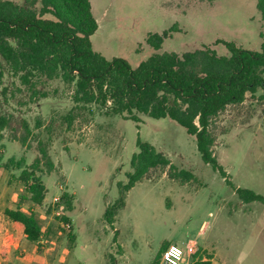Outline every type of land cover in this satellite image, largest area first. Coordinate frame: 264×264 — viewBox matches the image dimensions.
Masks as SVG:
<instances>
[{
    "label": "rangeland",
    "instance_id": "obj_1",
    "mask_svg": "<svg viewBox=\"0 0 264 264\" xmlns=\"http://www.w3.org/2000/svg\"><path fill=\"white\" fill-rule=\"evenodd\" d=\"M9 1L26 6L25 0ZM90 1L99 24L94 50L108 60L126 59L133 68L154 54L205 47L230 56L221 40L257 52L264 42L258 0ZM175 25L178 31L160 50L148 44L150 34ZM32 84L23 85L2 61L0 115L11 118V125L0 132V209L33 211L43 234L0 264H153L164 245L192 246L214 264H264V203H245L236 193L242 188L264 197L263 90L212 121L213 151L227 172L224 179L204 163L196 138L169 118L140 115L136 123L108 116L97 105L76 104L75 87L62 79L36 78ZM34 92L47 98H34ZM72 111L76 118L69 126L65 117ZM24 121L32 131L29 149L19 141L26 136ZM138 139L195 179L182 184L167 176L168 169L153 170L128 192L111 226L105 213L121 197L119 185L129 182ZM40 141L48 144L55 169L37 173L47 193L44 204L34 206L21 199L26 188L20 175L40 157ZM12 159L15 164L25 159V165L7 167Z\"/></svg>",
    "mask_w": 264,
    "mask_h": 264
},
{
    "label": "trees",
    "instance_id": "obj_2",
    "mask_svg": "<svg viewBox=\"0 0 264 264\" xmlns=\"http://www.w3.org/2000/svg\"><path fill=\"white\" fill-rule=\"evenodd\" d=\"M26 6L13 1L0 0V65L4 61L11 74L22 84L31 86L33 79H62L75 87V103L97 105L108 116H120L141 123L140 115L153 119L169 118L196 138L202 160L227 179V172L214 154L215 138L211 132L212 121L231 105L244 103L249 93L264 91V42L260 52L246 50L234 42L218 41L230 56H220L205 47L183 55L177 53L154 54L137 68L123 58L108 60L96 52L92 36L99 30L90 0H25ZM41 4L38 11L37 6ZM264 21V0L257 1ZM51 15L52 18L45 16ZM177 25L163 34H150L147 42L160 50L165 39L176 32ZM40 95L34 92V98ZM76 116L70 112L66 117L69 126ZM11 125V118L0 115V132ZM26 136L19 141L25 148L32 134L29 125L23 124ZM42 122H37V128ZM138 153L133 155V172L128 173V183L119 185L121 197L107 207L105 221L113 226L120 210L126 205V197L138 183L149 179L156 169L167 170V176L175 181L189 183L195 179L192 172L179 169L161 151L150 143L137 141ZM40 157L31 168L23 169L20 180L25 184L21 199L42 206L47 189L38 172H52L55 165L48 144L40 141ZM21 169L25 159L15 164ZM232 185V184H230ZM245 203L261 202L264 197L252 190L236 188ZM5 216L24 226L29 242L35 244L43 234V228L33 211L6 209ZM66 223L68 218H64ZM117 234V233H116ZM117 237V236H116ZM73 239V237H72ZM164 245L153 264H158ZM199 253V252H198ZM195 256L194 264H214Z\"/></svg>",
    "mask_w": 264,
    "mask_h": 264
},
{
    "label": "crops",
    "instance_id": "obj_3",
    "mask_svg": "<svg viewBox=\"0 0 264 264\" xmlns=\"http://www.w3.org/2000/svg\"><path fill=\"white\" fill-rule=\"evenodd\" d=\"M21 209L24 212H27L25 209ZM25 241L28 240L24 233V226L21 223L9 220L5 216V212H1L0 209V260L7 261L8 256L13 252V250L18 249L21 244L24 245ZM5 257L7 259H5Z\"/></svg>",
    "mask_w": 264,
    "mask_h": 264
},
{
    "label": "built area",
    "instance_id": "obj_4",
    "mask_svg": "<svg viewBox=\"0 0 264 264\" xmlns=\"http://www.w3.org/2000/svg\"><path fill=\"white\" fill-rule=\"evenodd\" d=\"M59 202V199H56ZM69 228V225H66ZM192 246L181 247L178 245H170L162 252L158 264H194L197 259L195 256L198 250L195 251ZM206 260V259H205Z\"/></svg>",
    "mask_w": 264,
    "mask_h": 264
}]
</instances>
